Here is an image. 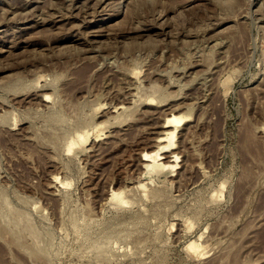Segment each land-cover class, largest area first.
<instances>
[{
  "label": "rangeland",
  "instance_id": "rangeland-1",
  "mask_svg": "<svg viewBox=\"0 0 264 264\" xmlns=\"http://www.w3.org/2000/svg\"><path fill=\"white\" fill-rule=\"evenodd\" d=\"M0 264H264V0H0Z\"/></svg>",
  "mask_w": 264,
  "mask_h": 264
},
{
  "label": "bare ground",
  "instance_id": "bare-ground-1",
  "mask_svg": "<svg viewBox=\"0 0 264 264\" xmlns=\"http://www.w3.org/2000/svg\"><path fill=\"white\" fill-rule=\"evenodd\" d=\"M261 1H263V0H261ZM102 2V1H101ZM100 2V3H101ZM100 3H98V4H100ZM103 3V2H102ZM250 3H251V1H250ZM249 3V4H250ZM258 3V2H257ZM252 4H254V3H252ZM101 5V4H100ZM251 5V4H250ZM97 10H99V9H97ZM96 10V11H97ZM95 11V12H96ZM103 11H105V10H103ZM102 11V12H103ZM257 11V10H256ZM97 13V12H96ZM114 15V14H113ZM95 18V17H94ZM96 19V18H95ZM93 22V21H92ZM29 27V26H28ZM31 27V26H30ZM110 27V26H109ZM108 27V28H109ZM153 27H155V26H153ZM107 29V28H106ZM159 29H161V28H159ZM105 30V29H104ZM162 30V29H161ZM94 31V30H93ZM107 31V30H106ZM91 32V31H90ZM102 30H98L96 33H97V37L98 36H102L103 34H102ZM146 32V31H145ZM164 32V31H163ZM106 33V32H105ZM89 34V33H88ZM108 34V33H107ZM110 34V33H109ZM146 35V34H145ZM115 36V35H114ZM190 36V35H189ZM192 36V35H191ZM109 37V36H108ZM84 38V37H83ZM74 39V38H73ZM221 39V38H220ZM98 40V39H97ZM215 40V39H214ZM77 43V42H76ZM86 44H87V42H85ZM93 43V42H92ZM19 44V43H18ZM27 44V43H26ZM80 44V43H79ZM89 44V43H88ZM29 45V44H28ZM93 45V44H92ZM90 47H91V43H90V45H89ZM16 47V46H15ZM89 48V47H88ZM20 49V48H19ZM90 49V48H89ZM97 49V48H96ZM94 50V49H93ZM87 51V50H86ZM152 88H154V85H153V87ZM136 91H137V89H136ZM138 92V91H137ZM136 93V92H135ZM139 93V92H138ZM129 94H130V97H134L135 95L136 96H140L139 94H134V93H132V89H129ZM150 95H152L151 93H150ZM158 95V94H157ZM127 96V95H126ZM142 96V95H141ZM144 96H146V95H144ZM143 96V97H144ZM156 96V95H155ZM155 96H153L152 95V97H150V96H146V97H144V99L142 98L141 99V97L140 98H138V100L137 99H135L134 100V98H133V100L134 101H142L141 103H144V104H146V106H150V107H154V108H157L156 106H158L159 107V105L162 103V101H160V98H159V100L155 97ZM158 96H160V95H158ZM176 96V95H175ZM41 97V96H40ZM50 97V95L48 94V93H45L44 94V99H42L44 102H46L47 101V99L46 98H49ZM129 97V98H130ZM164 97H165V95H164ZM164 97L163 98H161V99H164ZM166 97H168V95H166ZM137 98V97H136ZM172 98V97H171ZM186 98V97H185ZM127 99H128V97H127ZM131 99V98H130ZM156 99H157V101H156ZM132 100V102H134ZM164 100H166V99H164ZM187 100V99H186ZM167 101V100H166ZM169 101V100H168ZM128 102V101H127ZM165 102V101H164ZM136 103V102H135ZM135 103L133 104V105H135ZM180 103V102H179ZM132 104V103H131ZM164 104V103H163ZM163 104H161L160 106H165V104L163 105ZM167 104V103H166ZM175 104V103H174ZM122 105V104H121ZM129 105V104H128ZM132 105V106H133ZM141 105V104H140ZM113 106V105H112ZM115 106V105H114ZM130 106V105H129ZM131 106V108H133V109H135V107L136 106H134V107H132ZM142 106V105H141ZM120 107V106H119ZM118 107V108H119ZM140 107V106H139ZM149 107V108H150ZM171 107V106H170ZM127 108V110H124V109H126ZM145 108V107H144ZM176 108V107H175ZM187 108H188V106H187ZM129 111V108H128V106L127 107H125L124 108V106H121L120 108H119V110H121V112L122 113H124V111ZM132 109V110H133ZM137 109V108H136ZM160 109V108H159ZM166 109H168V108H166ZM178 109V108H177ZM180 109V108H179ZM189 109V108H188ZM109 110V109H108ZM107 110V111H108ZM148 110H150V109H148ZM161 110H163L164 112L161 114L159 111L158 112H156V113H154V114H152V115H149L148 116V122H150L149 123V128L150 129H152L153 130V132H151V133H149V134H153L154 135V137H147V141H148V143L146 144V146H145V149H144V151L143 152H141V155H140V160L142 161V167L144 168V169H146V168H150V167H152V166H154L157 170H165L166 168H168V167H172V168H175V167H177L178 166V164L176 163V160H177V157L179 156V154H180V152H181V149H180V146H175V144L173 143V139H174V137H175V134H176V130L178 129V128H180L181 126H182V129H181V132L183 133L184 131H186L187 129H188V126L190 125V122H191V119H189L190 118V115L188 114V113H185V114H180V113H178V111L176 110H174V111H172V112H168V111H166L165 109H161ZM190 110V109H189ZM117 111V110H116ZM116 111H113V112H116ZM133 111H135V110H133ZM106 112V111H105ZM136 112V111H135ZM187 112H188V110H187ZM119 113V112H118ZM117 113V114H118ZM128 113V112H127ZM189 113H190V111H189ZM105 114V113H104ZM107 114H108V112H107ZM130 114V113H129ZM111 115V114H110ZM125 115H126V112H125ZM131 115V114H130ZM158 115V116H157ZM112 116H114L113 114H112ZM118 116H120L119 114H118ZM124 117V116H123ZM123 117H121V118H123ZM114 118H117V117H114ZM114 118H113V120H114ZM128 118H130L129 116H128ZM118 119V118H117ZM116 119V120H117ZM119 119H120V117H119ZM141 119V118H140ZM116 120H115V122H116ZM108 121H110V120H108ZM118 121V120H117ZM131 121H133V119L131 120ZM112 122V121H111ZM95 123V122H94ZM109 123V122H108ZM92 124H93V121H92ZM96 124H98V123H96ZM101 124H102V126H103V124L104 123H102L101 122ZM106 124H107V120H106ZM105 125V124H104ZM107 125H109V124H107ZM110 125H112V123L110 124ZM113 125H114V122H113ZM96 126V125H95ZM94 126V127H95ZM91 128H93V125H92V127ZM90 128V129H91ZM147 129V128H146ZM89 133H90V131H88ZM88 132H86V134L84 133L83 135H78L79 137H80V139H76L73 143H71V145L69 146V150H77V149H82L83 147H84V144L88 141V136H89V133ZM145 133V132H144ZM108 134H110V132L108 133ZM147 135V134H146ZM152 135V136H153ZM182 135H184V133L182 134ZM181 135V136H182ZM77 136V138H79ZM109 137H110V135H108ZM142 137V136H141ZM116 138V137H115ZM119 139V138H118ZM120 140V139H119ZM188 140V139H187ZM189 142V141H188ZM137 144V143H136ZM94 146V145H93ZM191 147V146H190ZM83 151V150H82ZM92 151V150H91ZM187 152V151H186ZM176 158V159H175ZM185 165V164H184ZM113 194H114V196L117 198V199H121L122 198V193L120 192V193H115V192H113Z\"/></svg>",
  "mask_w": 264,
  "mask_h": 264
}]
</instances>
